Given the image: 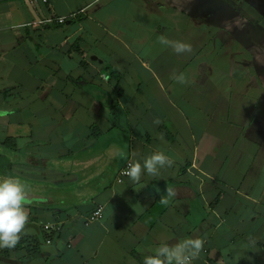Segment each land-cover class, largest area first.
<instances>
[{"label":"crops","instance_id":"obj_1","mask_svg":"<svg viewBox=\"0 0 264 264\" xmlns=\"http://www.w3.org/2000/svg\"><path fill=\"white\" fill-rule=\"evenodd\" d=\"M259 2L0 3V178L29 193L26 234L0 264H142L161 242L196 237L192 264H264ZM158 150L172 167L145 170L139 190L118 183L128 160Z\"/></svg>","mask_w":264,"mask_h":264},{"label":"clouds","instance_id":"obj_2","mask_svg":"<svg viewBox=\"0 0 264 264\" xmlns=\"http://www.w3.org/2000/svg\"><path fill=\"white\" fill-rule=\"evenodd\" d=\"M159 43L165 47H171L177 55L191 51L190 44L172 41L165 36L159 37ZM170 78L180 84L187 83L183 73L177 74L173 71ZM120 155L122 158H126L127 154L122 152ZM173 164L172 158L158 150L145 157L143 163L130 162L125 169V174L134 184L139 185L136 188L139 190L145 186L140 182L145 170L148 175L155 177L159 175L160 169L166 166L172 167ZM156 191L159 192V189L157 188ZM166 193L168 197L176 195L171 187L166 188ZM28 198L27 186L21 178L12 175L0 178V248H14L21 235L26 234L29 220V212L26 207ZM160 203L167 204L168 200L161 197ZM203 246L204 240L199 237L185 238L175 244L163 241L153 253L143 257L142 264H191L194 259L198 258Z\"/></svg>","mask_w":264,"mask_h":264},{"label":"built area","instance_id":"obj_3","mask_svg":"<svg viewBox=\"0 0 264 264\" xmlns=\"http://www.w3.org/2000/svg\"><path fill=\"white\" fill-rule=\"evenodd\" d=\"M33 2L37 1V0H32ZM44 3H47L49 0H42ZM52 22H56L57 24L63 25L66 23V18H56L54 20H51ZM132 162L131 160H128L125 163V166L123 168V170L120 172L119 178H118V183H122L124 181L125 178H129L126 174H125V169L127 168L128 164ZM103 216V209L101 208H97L89 217V223L92 222H96L98 220H100ZM51 227L50 226H44V230L47 232L51 231ZM193 262V261H192ZM191 262V264H192Z\"/></svg>","mask_w":264,"mask_h":264},{"label":"trees","instance_id":"obj_4","mask_svg":"<svg viewBox=\"0 0 264 264\" xmlns=\"http://www.w3.org/2000/svg\"><path fill=\"white\" fill-rule=\"evenodd\" d=\"M20 243H21V245H23V244H25V241H23V242L21 241ZM29 243H30V242H29ZM33 243H35V241H34ZM36 244H37V241H36V243L34 244V245H35V248H34V250H36V251H37V249H38V248H36Z\"/></svg>","mask_w":264,"mask_h":264},{"label":"flooded vegetation","instance_id":"obj_5","mask_svg":"<svg viewBox=\"0 0 264 264\" xmlns=\"http://www.w3.org/2000/svg\"><path fill=\"white\" fill-rule=\"evenodd\" d=\"M261 35H262V36H261ZM263 36H264V34H260V36H259V40H260V41H264V37H263Z\"/></svg>","mask_w":264,"mask_h":264},{"label":"rangeland","instance_id":"obj_6","mask_svg":"<svg viewBox=\"0 0 264 264\" xmlns=\"http://www.w3.org/2000/svg\"><path fill=\"white\" fill-rule=\"evenodd\" d=\"M258 4H259V9L262 11L264 7L262 6L261 2H259Z\"/></svg>","mask_w":264,"mask_h":264},{"label":"water","instance_id":"obj_7","mask_svg":"<svg viewBox=\"0 0 264 264\" xmlns=\"http://www.w3.org/2000/svg\"><path fill=\"white\" fill-rule=\"evenodd\" d=\"M8 1H13V0H0V3L8 2Z\"/></svg>","mask_w":264,"mask_h":264}]
</instances>
